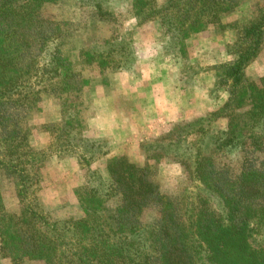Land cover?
I'll list each match as a JSON object with an SVG mask.
<instances>
[{"label":"trees","instance_id":"16d2710c","mask_svg":"<svg viewBox=\"0 0 264 264\" xmlns=\"http://www.w3.org/2000/svg\"><path fill=\"white\" fill-rule=\"evenodd\" d=\"M61 1L0 0V177L20 203L7 210L0 196V256L10 264H264V78L257 83L245 74L264 40V5L247 20L224 24L220 15L242 0H128V13L138 22L157 19L178 55L188 53L187 38L210 26L238 33L229 48L235 57L212 67L213 89L227 94L223 104L178 125L170 142L142 145L146 153L189 161V176L201 185L190 200L164 190L154 164L107 156L101 138L83 135L81 96L91 81L83 69L130 70L134 56L115 41L74 60L79 23L41 14ZM47 96L58 100L60 113L40 125L53 137L50 147L86 168L73 189L79 217L53 218L37 199L45 155L32 146L28 122ZM222 118L226 130L204 140L202 123ZM190 135L200 146H190ZM216 150L240 152L239 162L218 159ZM104 155L107 180L94 167Z\"/></svg>","mask_w":264,"mask_h":264},{"label":"rangeland","instance_id":"374dc122","mask_svg":"<svg viewBox=\"0 0 264 264\" xmlns=\"http://www.w3.org/2000/svg\"><path fill=\"white\" fill-rule=\"evenodd\" d=\"M165 1L156 0V4L161 6ZM261 4L264 5V0H242L233 11L220 15L221 23L247 20ZM128 7V0H62L44 5L41 14L51 20L79 23L71 39L72 58L76 61H81L85 50L92 46L103 48L115 41L127 49L129 46L134 56L130 70L115 67L101 70L96 65L83 69L91 81L81 96L82 133L101 138L107 156L125 155L137 164H154L164 190L193 200L201 185L189 176L186 169L189 161L174 152L146 153L142 145L170 142L178 125L206 118L223 104L227 94L222 89H213L212 67L235 57L229 48L236 40L237 30L213 25L195 33L185 40L188 53L182 56L166 46L157 19L138 22L128 13ZM245 74L257 83L264 78V40ZM40 106L41 110L33 113L28 122L32 146L45 155L37 199L53 218L79 217L73 189L82 183L86 168L74 157L58 154L50 147L53 137L40 128L43 123L60 119L58 100L47 96ZM202 125L207 130L204 140L208 141L210 135L226 130L227 120L204 121ZM189 138L190 146L192 143L200 146L201 139L193 135ZM107 156H100L94 162L105 180L108 179ZM215 156L236 165L241 154L216 150ZM0 196L5 209L15 211L19 207L13 184L3 177H0ZM151 218L146 216L148 220ZM0 264L10 261L0 256Z\"/></svg>","mask_w":264,"mask_h":264}]
</instances>
